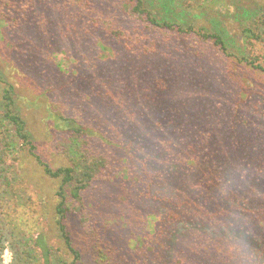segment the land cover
I'll return each instance as SVG.
<instances>
[{
	"label": "trees",
	"instance_id": "trees-1",
	"mask_svg": "<svg viewBox=\"0 0 264 264\" xmlns=\"http://www.w3.org/2000/svg\"><path fill=\"white\" fill-rule=\"evenodd\" d=\"M39 1L0 0V41L8 50L15 49L16 28L32 37L45 35L29 17ZM228 1L66 0L57 5L61 21L54 31L71 42L94 41L98 48L105 79L102 89L91 86L83 102L90 111L103 103V114L85 117L78 106L69 115L68 103H49L46 122L61 134L59 149L68 158L66 166H51L15 110L14 85L0 74V264L6 249L10 264H56L48 239L37 235L40 253L35 255L31 238L15 222L10 173L17 159L21 167L35 162L57 182L51 219L64 251L58 264H85L80 230L68 229L70 213L71 224L79 217L90 239L101 240L88 264L155 261L147 254L164 226L191 264H264V132L247 112L241 125V112L232 105L239 98L245 102L249 93L233 63L264 74V10L242 26L246 52L238 57L222 30L210 26H222L219 16L227 13ZM161 3L165 9L158 11ZM161 77L170 79L167 111L162 99L152 100L155 84L163 87ZM14 151L19 158H10ZM154 189L169 198L146 214L135 191L146 196Z\"/></svg>",
	"mask_w": 264,
	"mask_h": 264
},
{
	"label": "rangeland",
	"instance_id": "rangeland-1",
	"mask_svg": "<svg viewBox=\"0 0 264 264\" xmlns=\"http://www.w3.org/2000/svg\"><path fill=\"white\" fill-rule=\"evenodd\" d=\"M63 2L66 0H40L29 14L33 25L37 24V28L44 31L45 35L39 34L37 37H32L17 32L18 28H16L12 31L11 40L15 46L13 51L8 50L9 48L0 41V74L10 80L15 87L13 96L15 110L25 120L27 130L37 145V151L46 162L54 167L66 166L68 158L59 149V145L63 141L59 143L61 134L55 132L49 121L46 122L47 106L49 103L62 105L68 103L67 113L69 115L72 111L77 110L78 106H81L85 117H88L93 111L101 115L103 113L100 108L103 103L100 102L90 111L87 107L89 103L83 102V100H86L85 96L90 93L91 86L94 85L99 90L102 89L101 86L105 79L102 75L105 68L99 65L98 48L94 41L75 43L64 39L62 34L54 31L58 27L57 22L61 21L56 8ZM161 5L162 3L158 6L156 4L158 11L165 9V7L160 8ZM227 8H229L226 10L227 13L223 11L219 16L223 22L222 26L218 24L210 26H214L217 31L222 30L228 42V49L240 57L246 52L244 40L240 35L241 28L264 10V0H229ZM189 12L192 16L190 9ZM205 23L207 24L206 28L210 29L207 19ZM210 57L213 61L216 60L214 54H210ZM232 65L235 74L246 82V92L249 93L245 102L239 98L236 99L235 104H230L237 106L240 110L241 125L248 120L245 115L247 112L255 117L251 122L259 127L258 131L264 132V74L237 63ZM158 80L162 81L163 87H158L155 84L154 99L152 100L162 99V107L165 105L163 110L167 111L168 104L166 105V103L168 101L165 99L170 92L165 86H170V79L161 77ZM1 86L0 84V91ZM72 98H77L76 103L71 101ZM97 100L100 101V98ZM90 104L93 107L96 103ZM161 123L169 125L168 120H163ZM14 153L16 154H12L10 158H19L20 155L16 151ZM20 160L15 161L10 173L11 178L13 177L15 180L12 182L10 191V199L17 207L15 222L18 229L31 238L28 245L37 256L40 252L35 247L34 240L38 234L46 237L53 248L54 259L58 264V259L64 257V251L54 233L51 219L56 204L57 182L46 177L35 162L29 161L21 167L19 166ZM135 196L140 197L138 207L140 206L139 208L146 214L153 207H164L169 198L168 194L161 189L151 190L150 193H146L147 197L142 196V191L138 190L135 191ZM74 219L71 224L70 213L68 229L70 232L71 228L80 230L79 234L84 240L82 243L84 263L88 264L93 248L97 247V243L101 240L97 241L92 238L91 240L88 235L90 229L86 228L85 223L83 224L79 217L74 216ZM170 232L171 228L164 226L161 239L154 244L153 252L147 254L150 259L152 257L155 261L144 259L143 264H191V261L183 258V254L175 247L177 245L174 241L176 238L173 235L174 239H172ZM127 241L129 240L126 236L124 242L127 243ZM127 246L125 248L128 250ZM178 249L180 248L178 247ZM10 262L11 255L6 249L3 255V264H10Z\"/></svg>",
	"mask_w": 264,
	"mask_h": 264
}]
</instances>
